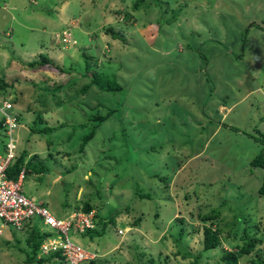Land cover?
<instances>
[{
	"label": "rangeland",
	"instance_id": "obj_1",
	"mask_svg": "<svg viewBox=\"0 0 264 264\" xmlns=\"http://www.w3.org/2000/svg\"><path fill=\"white\" fill-rule=\"evenodd\" d=\"M64 1L0 0V46L14 65L5 76L14 86L3 97L21 119L19 151L48 160L49 172L28 176L23 194L57 218L85 202L102 221L119 213L93 240L70 235L97 264H195L204 226L218 232L220 245L201 252L198 264H222L223 251L248 238L254 247L237 264H264V169L250 166L264 149V0H169L180 10L168 12L177 17L170 26L161 16L154 22L153 11L135 12L134 0H67L74 19L64 23ZM68 27L78 42L59 45L56 35ZM39 49L68 73L24 71L21 60L37 61ZM86 62L123 91L94 86L82 96L91 77H83ZM52 87L58 91L41 92ZM47 99L44 122L36 124ZM115 108L81 153L93 123L81 125ZM212 210L216 219L200 221ZM11 234L0 237V264H36L25 261L26 232Z\"/></svg>",
	"mask_w": 264,
	"mask_h": 264
},
{
	"label": "trees",
	"instance_id": "obj_2",
	"mask_svg": "<svg viewBox=\"0 0 264 264\" xmlns=\"http://www.w3.org/2000/svg\"><path fill=\"white\" fill-rule=\"evenodd\" d=\"M179 1V0H176ZM133 10L135 12L140 11V10H147L148 11H153L154 13V22L157 18H159L161 16V20L162 22L167 25H171L172 23H175L177 17L171 14H168L169 11L175 12L176 14H178V10H176L178 7L176 8H172L170 6L169 0H150L149 2H146V0H134L133 1ZM156 4H160L161 6L163 5L165 7V10L162 11V9L160 8L159 11H157ZM159 5V6H160ZM179 9V8H178ZM119 12H121V9L119 8L117 11H115L116 14H119ZM162 14V15H161ZM165 14L168 15V18L164 19L165 16H163ZM179 15V14H178ZM184 19V18H183ZM183 19L180 20V23H177L176 25H181L182 27V21ZM161 30V29H160ZM111 33L112 37H121L118 33L114 32L112 29H110L109 31ZM181 50H183V46L181 47ZM85 53V52H84ZM38 61L36 60H32L29 63H22L21 64L23 66H25L26 68L29 69H47V70H56L57 72H60L62 75L67 74L68 72L65 71L62 67L55 65L53 61H51V59L48 58L47 55H42L40 54L38 56ZM71 69V67L69 68ZM91 72V77H89V73ZM83 74V77L87 78L89 77V81H87L86 83H84L85 85L82 86L81 90H80V94L82 96L84 95H89V91L91 90L92 87H96L97 90H99L100 92H121L123 91V87L118 84L116 82V80L114 81H108L105 82L101 75L96 73L95 71H91L89 69V63L86 62V66H85V71ZM82 74H78V75H82ZM81 76V78H83ZM14 86V83H7L4 78L2 76H0V97H3L6 94V90L8 88H12ZM65 87L69 86L68 83L66 85H64ZM63 87V86H62ZM57 88H44V90H42L41 92H43L44 95H48V93H52L54 94L55 92H57ZM94 93V90H93ZM92 93V94H93ZM96 93V92H95ZM24 94V92H21V95ZM98 94V93H97ZM96 109L98 108V106L95 107ZM117 110L112 109L110 110L106 115L104 116H96L95 118L91 117V119H86L85 123L82 124L81 126L84 127L87 122H92V130L89 134H87L85 137H83V143L80 147V152L83 153L84 152V148L86 146V144L88 143L89 140H91L95 133L97 128L99 127V125H101L102 123H104L108 118H110L111 116H114L116 114ZM43 116L44 113H38L36 116V119L34 120V123H43ZM261 121H264V117H262ZM0 128H1V124H0ZM52 130V128L50 129L48 128H44L42 131L41 130H36V129H32L30 132L31 133H36V134H45L48 133ZM259 134V133H258ZM261 136V138H263V136L261 134H259ZM262 142H264V140L260 139ZM263 151V152H262ZM261 151V153L256 156L251 162H250V166L252 168H260V169H264V149ZM52 156L48 155V159H51ZM48 162V160L45 158L44 160H40L38 158V155H31L28 156V152L21 151L18 155V157L16 158V160L11 164V166L9 167L8 171H7V178L9 180H12L13 182H17L18 180V176L19 173L21 172L22 169L25 170V179L28 176H36L38 179L41 178V176L43 174H46L49 172L46 163ZM154 177V176H153ZM157 177V176H155ZM164 179V178H163ZM163 185L167 186V183H164ZM98 192V189H97ZM258 194L262 197H264V177H263V181L262 184L258 190ZM134 197L136 198H140V199H149V195L147 194H140L139 192L135 191L134 192ZM159 201V200H157ZM77 210H81L85 213L90 212L91 210H93V207L91 206V204L85 202L83 203L82 207L79 209L77 208ZM119 213H113L112 215H109L106 219V221H102L100 219V217L96 216V228L89 230L85 233L86 236H89L90 240H93L94 237H99L101 236L104 231L106 230L108 225H114L115 224V216L118 215ZM218 216V211L217 210H212L209 214H205V215H199L200 221L202 222H207L209 220H213L216 219ZM140 220L137 219L135 220L136 224H139ZM99 225L101 226L100 231H98V227ZM49 235L45 234V233H41L38 229V227L33 226H26V237L24 238V241L26 243L27 246H29L30 248V252L29 254H27L25 261L27 263L30 262H35L36 264H58L61 262L66 263L65 261V257L63 255H61L60 253H54V254H50L46 257H42V258H38L36 257V255L39 252V248L40 245L42 244V242L45 240V238H47ZM202 251L201 252H207L209 250H214L216 248L219 247L220 245V235L218 234V232H216L215 230H213L211 227L209 226H204L203 227V231H202ZM15 244H19L20 240L19 239H15ZM8 244V243H7ZM255 244V240H251V239H247L245 241V243L236 248V251H223L221 257H220V262H222V264H237L238 260L240 258L241 255H248ZM201 252L198 253V255L194 256V263L198 264L199 261V257H201ZM185 256L192 257V255L186 251H184ZM38 256V255H37ZM97 261V260H96ZM95 260L90 261L88 264H97ZM67 264V263H66Z\"/></svg>",
	"mask_w": 264,
	"mask_h": 264
},
{
	"label": "built area",
	"instance_id": "obj_3",
	"mask_svg": "<svg viewBox=\"0 0 264 264\" xmlns=\"http://www.w3.org/2000/svg\"><path fill=\"white\" fill-rule=\"evenodd\" d=\"M59 44H71L70 34L64 32L58 38ZM0 115L6 126V152L0 154V235L7 229L20 231L27 224L41 222L47 227L49 235L40 246V254L49 255L60 253L65 257L67 264H85L95 260L96 254L74 242L70 235L85 234L95 229V211L88 213L78 211L67 217L56 218L47 207L22 194L21 182L24 170L18 176L17 182L7 178V171L16 158V145L12 133L17 127L16 114L12 112V105L3 101L0 105Z\"/></svg>",
	"mask_w": 264,
	"mask_h": 264
},
{
	"label": "clouds",
	"instance_id": "obj_4",
	"mask_svg": "<svg viewBox=\"0 0 264 264\" xmlns=\"http://www.w3.org/2000/svg\"><path fill=\"white\" fill-rule=\"evenodd\" d=\"M70 27H68L64 32H67V33H69L70 34V40H71V44H73V45H76L77 44V41L75 40V39H72V34H71V31H70V29H69ZM64 32H62V34L64 33ZM62 34L61 35H56V38H57V41H58V38L59 37H61L62 36ZM112 37V36H111ZM54 39H55V37H53ZM114 38V37H113ZM58 44H59V42H58ZM71 44H69V45H71ZM59 45H61V44H59ZM40 55V54H39ZM38 55V56H39ZM45 55H47L48 56V54H45ZM49 58V57H48ZM39 60V59H38ZM37 60V61H38ZM3 101H7V102H9L11 105H12V103L8 100V99H5L4 97H0V105H1V103L3 102ZM12 112L14 113V114H16V117H17V127L15 128V130L16 129H18L21 125V119H20V117H19V115H18V113L15 111V108L13 107V105H12ZM4 122V118L0 115V124H1V128H0V135L3 137V142L0 144V147H1V149L0 150H2V152H0V154H4L5 152H6V144L8 143V137L6 136V134H5V132H6V126H4L3 123ZM15 130L13 131V133H12V138H13V140H14V143H15V145H16V158L18 157V155H19V153L21 152V151H19V145H18V141H17V137H16V132H15ZM16 158H15V160H16ZM14 160V161H15ZM22 170H24V169H22ZM21 170V171H22ZM21 173V172H20ZM19 173V174H20ZM24 180H25V170H24V178H23V180H22V182H21V190H22V185H23V182H24ZM22 194H23V192H22ZM24 195V194H23ZM25 196V195H24ZM29 198V197H28ZM30 199H32V198H30ZM34 200V199H33ZM35 201V200H34ZM36 202H38V203H42L45 207H47L43 202H39V201H36ZM48 208V207H47ZM50 211V210H49ZM78 211H81V210H74V211H72L70 214H72L73 212H78ZM94 211V210H93ZM83 212V211H82ZM70 214H68L67 216H69ZM53 215V214H52ZM54 216V215H53ZM67 216H65V217H67ZM55 217V216H54ZM57 218V217H56ZM64 218V217H63ZM26 226H30V227H33V226H36V227H38V229H39V231L41 232V233H45V234H47L46 233V229H47V227L46 226H44L41 222H38V221H36L35 223H30V224H27ZM26 226L24 227V229H22V230H20V231H16V230H12V229H7V230H5L4 231V233L2 234V235H4V234H6V232H14V234H11L10 235V237L11 236H15V232H26ZM41 227H44V229H42ZM2 235H0V237L2 236ZM6 237H9V236H6ZM16 239V238H15ZM6 243H8V242H6ZM43 243V242H42ZM41 246V245H40ZM39 253H40V248H39ZM54 254V253H53ZM50 255V254H49ZM45 256H48V255H43V257H45ZM37 258H42V257H39V256H37Z\"/></svg>",
	"mask_w": 264,
	"mask_h": 264
},
{
	"label": "crops",
	"instance_id": "obj_5",
	"mask_svg": "<svg viewBox=\"0 0 264 264\" xmlns=\"http://www.w3.org/2000/svg\"><path fill=\"white\" fill-rule=\"evenodd\" d=\"M35 2H37V1H35ZM34 2V3H35ZM77 2H78V5L80 6V5H82L81 4V2H80V0H77ZM64 5H66V13H65V16H64V18L62 19L63 20V22L64 23H70V21L71 20H73L74 18H72V17H70V13H71V8H70V2H68L67 0H65L64 1V3H63ZM40 18V17H39ZM44 19V18H43ZM45 20V19H44ZM69 21V22H68ZM50 22H48V24H49ZM47 24V25H48ZM73 24L71 23V26H72ZM45 27V26H44ZM79 28H77V27H75V31L76 30H78ZM80 32H81V30H79ZM81 34L82 35H84V36H87V34H85V32H81ZM77 40V39H76ZM77 42H78V40H77ZM106 42H107V40H106ZM2 49H4V47H1L0 46V56L2 57V60H1V64H0V76H2L3 78H4V80L6 81V78H5V76L9 73L11 76H12V71H14V68H12V66H14L13 64H11L10 62H8V61H6V59H7V57H6V54L3 52V50ZM41 52V50L39 49L37 52H36V54L37 55H39V53ZM32 55V54H31ZM34 58V57H33ZM50 59V58H49ZM21 62L22 63H29V61L28 60H21ZM3 66H4V68H3ZM8 67V68H7ZM25 69L26 70H24V71H26L27 73H32L33 71H35L34 69H29V68H26L25 67ZM4 70H6L4 73H3V71ZM7 72V73H6ZM36 72H38V70H36ZM45 72V71H44ZM6 73V74H5ZM7 82V81H6ZM7 83H10V82H7ZM51 103V102H50ZM50 103L48 104V99L46 100V103H43L44 104V108H42V113H44V114H46L48 111V109H49V105H50ZM25 109L27 110V111H29L31 108L30 107H25ZM25 110V111H26ZM30 112V111H29ZM0 149H1V147H0ZM0 152H2V150H0ZM28 155L30 156V154L28 153ZM39 202H43V201H39ZM45 205H46V203L45 202H43ZM7 238H10V237H7Z\"/></svg>",
	"mask_w": 264,
	"mask_h": 264
}]
</instances>
